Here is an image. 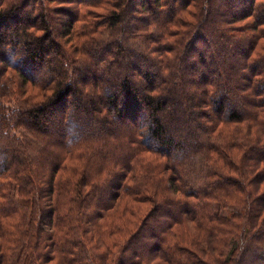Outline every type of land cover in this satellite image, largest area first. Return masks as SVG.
<instances>
[{"label":"trees","instance_id":"obj_1","mask_svg":"<svg viewBox=\"0 0 264 264\" xmlns=\"http://www.w3.org/2000/svg\"><path fill=\"white\" fill-rule=\"evenodd\" d=\"M51 263L264 264V0H0V264Z\"/></svg>","mask_w":264,"mask_h":264},{"label":"rangeland","instance_id":"obj_2","mask_svg":"<svg viewBox=\"0 0 264 264\" xmlns=\"http://www.w3.org/2000/svg\"><path fill=\"white\" fill-rule=\"evenodd\" d=\"M51 5H53V6H59L60 8H64L65 6H66V4L65 3H60V2H58V1H54V2H52L51 3ZM59 16V15H58ZM66 19V18H65ZM15 75V74H14ZM16 77H17V75H16ZM28 92H27V94H41L40 92H43L42 90H41V88L39 87V84H33V83H29L28 84ZM119 204V203H118ZM127 204H129V201H128V199H126V200H124L123 202H120V205H127ZM138 212H136V214H137ZM51 264H54V263H51Z\"/></svg>","mask_w":264,"mask_h":264}]
</instances>
